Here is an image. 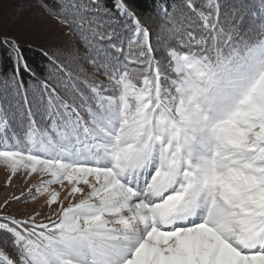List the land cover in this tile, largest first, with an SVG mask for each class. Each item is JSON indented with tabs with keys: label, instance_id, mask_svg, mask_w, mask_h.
Masks as SVG:
<instances>
[{
	"label": "snow or ice",
	"instance_id": "obj_1",
	"mask_svg": "<svg viewBox=\"0 0 264 264\" xmlns=\"http://www.w3.org/2000/svg\"><path fill=\"white\" fill-rule=\"evenodd\" d=\"M26 7L41 43L0 23V170L26 186L0 264H264V0Z\"/></svg>",
	"mask_w": 264,
	"mask_h": 264
},
{
	"label": "trees",
	"instance_id": "obj_2",
	"mask_svg": "<svg viewBox=\"0 0 264 264\" xmlns=\"http://www.w3.org/2000/svg\"><path fill=\"white\" fill-rule=\"evenodd\" d=\"M10 2V0H7L2 6H0V23H2L4 29L9 30L11 34L16 35L25 49L28 48L29 44L37 45L41 43L39 33L45 26L44 22L30 19L32 15L28 16V18L22 17L16 19L14 8H16V11L23 12L24 8H27L26 0H21V5H16V7ZM31 29H33L32 31L34 32H32ZM26 54L31 58V52H26Z\"/></svg>",
	"mask_w": 264,
	"mask_h": 264
},
{
	"label": "rangeland",
	"instance_id": "obj_3",
	"mask_svg": "<svg viewBox=\"0 0 264 264\" xmlns=\"http://www.w3.org/2000/svg\"><path fill=\"white\" fill-rule=\"evenodd\" d=\"M10 1H11L10 3H12L15 7H16V5L17 6L21 5V0H10ZM14 9H15V18L16 19H20L22 17L28 18V16L32 15V10H30L28 8H24L23 12L16 11V8H14ZM27 28H28V26H27ZM31 28H32V25H31ZM32 30L33 29H31V31ZM32 32H34V31H32ZM5 178H6L5 173L2 170H0V203H2L4 201V199H6L7 197H9L13 194V191H14L13 185H17V187L15 188V194L16 195H19L20 192L24 191L25 187H26L23 184V182L18 180V179H13L12 184L9 185L8 187H5L4 186ZM56 187H58V186H56ZM42 203H43V198H40L36 202L30 203L28 205V208L29 209L39 208ZM23 207H24V205H14L12 210H15L16 208H23Z\"/></svg>",
	"mask_w": 264,
	"mask_h": 264
}]
</instances>
